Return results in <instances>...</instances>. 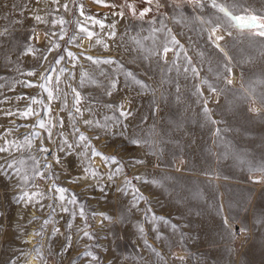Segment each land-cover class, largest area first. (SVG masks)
<instances>
[{"label": "rangeland", "instance_id": "374dc122", "mask_svg": "<svg viewBox=\"0 0 264 264\" xmlns=\"http://www.w3.org/2000/svg\"><path fill=\"white\" fill-rule=\"evenodd\" d=\"M217 3L264 18V0ZM209 6L0 0V264H264V165L217 164L199 104L162 81L167 23Z\"/></svg>", "mask_w": 264, "mask_h": 264}, {"label": "crops", "instance_id": "0c3cea01", "mask_svg": "<svg viewBox=\"0 0 264 264\" xmlns=\"http://www.w3.org/2000/svg\"><path fill=\"white\" fill-rule=\"evenodd\" d=\"M208 10L214 14L179 13L172 17V26L167 23L172 46H168L170 61L162 81H166L168 96L174 97L172 102L199 104L197 115L204 121L205 134L216 136L207 150L214 151L217 164L218 151H225L226 157L221 159L225 165L262 168L263 159L255 155L261 152L252 146L254 128L260 126L247 120L264 124V46L257 61L254 56L255 43L264 45V38L249 30L238 31L218 15L217 9ZM217 36L223 39L217 40ZM173 38L176 43H172ZM224 103L230 105L218 110V104Z\"/></svg>", "mask_w": 264, "mask_h": 264}, {"label": "snow or ice", "instance_id": "6c2138e0", "mask_svg": "<svg viewBox=\"0 0 264 264\" xmlns=\"http://www.w3.org/2000/svg\"><path fill=\"white\" fill-rule=\"evenodd\" d=\"M102 2H103V0H97V3H102ZM196 2L199 5V0H196ZM210 3H211V6L213 8H216L219 12H221L224 15L225 18H227V21H228L230 27L235 28L238 31H243L245 29L251 30L253 28H257L258 31L256 34L260 35V36H264V18H260L255 14L249 13L247 9H243L244 14H242V15L234 14L232 11H230L228 6L217 3V0H210ZM65 7H66V5H65ZM129 7H131V6H129ZM233 7H235V5H233ZM145 11H147V10H145ZM141 15H143V13ZM36 19L40 20L41 18L39 16H37ZM61 23H63V21H61ZM97 23H99V22L97 21ZM80 30L82 32H85L89 39L92 38V33L88 32V30L86 28L82 27ZM215 31H216V29L214 28L213 33H215ZM3 34L4 33H0V35H3ZM216 39L220 40V39H223V37L217 36ZM172 43H176L174 38H173ZM168 51H170V49L168 47H165L164 52H168ZM69 55H71V53H69ZM88 59H92V58L89 57ZM93 62L99 63L100 61H93ZM111 62H112L111 60L104 61V63H111ZM229 71H230V69H229ZM128 75H131V73H129ZM137 83H139V81H137ZM228 83H231V80H229ZM41 86L43 87V85H41ZM113 87H114V84H113ZM109 94H111V93H109ZM49 95L51 96V93H49ZM109 107H111V105H109ZM122 109H123V106H121V115H123V116L131 115L130 112L123 111ZM77 111H79V109H77ZM29 114H31V109H29V111L27 113H25V115H29ZM40 127H44L43 123L40 124ZM85 139H86V137H84V136L80 137L81 141H83ZM132 142L133 143H139L140 141L133 140ZM41 150L47 151V149H41ZM6 151H8V148L0 147V152H6ZM111 159L113 161H115L114 157H112ZM57 162H59V161H57ZM20 163L23 164L24 163L23 160H21ZM13 166H14V164L12 162H6L7 168H12ZM3 167H5V165H0V168H3ZM19 172H20V169H17V173H19ZM21 178L26 179L27 177L22 176ZM59 191L61 192L60 198L63 199L62 194L65 190L59 189ZM140 198H142V197H140ZM71 202L75 203V199L73 198V200ZM81 215H83L82 211H81ZM105 219H107V217H105ZM84 235L89 236V233L84 232ZM85 255H89V253L86 252Z\"/></svg>", "mask_w": 264, "mask_h": 264}, {"label": "bare ground", "instance_id": "6f19581e", "mask_svg": "<svg viewBox=\"0 0 264 264\" xmlns=\"http://www.w3.org/2000/svg\"><path fill=\"white\" fill-rule=\"evenodd\" d=\"M219 44V43H218ZM220 47V46H219ZM221 48V47H220ZM223 50V49H222Z\"/></svg>", "mask_w": 264, "mask_h": 264}]
</instances>
